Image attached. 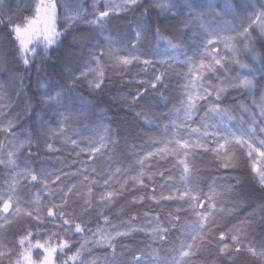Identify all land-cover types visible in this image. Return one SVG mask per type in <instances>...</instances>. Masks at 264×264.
<instances>
[{
	"label": "trees",
	"instance_id": "16d2710c",
	"mask_svg": "<svg viewBox=\"0 0 264 264\" xmlns=\"http://www.w3.org/2000/svg\"><path fill=\"white\" fill-rule=\"evenodd\" d=\"M35 2L36 0H0V19L5 20L4 24H0V96L4 97L5 105L11 104L10 107H5V114L0 116V126H6L9 120L16 121V127L12 130L16 134L13 144L32 138L31 158L27 156V148L18 154L17 163L21 168L24 167L22 162L27 161L37 173L43 168L59 174L61 180L50 185L52 189H57L54 194H50L38 183L22 182L16 185L22 208L34 207L33 202L37 196L42 209L51 207L53 203L59 205L62 194L72 188L63 207L66 213L76 217L77 222H86L89 229L83 235H71L72 251H75L83 239H87L91 251L84 253V256L88 261L94 260L95 264H112L114 259L117 264H128L134 255L141 252L148 254L146 260H151L155 258L153 250L161 260H167L171 264L175 250L182 243H192L187 226L193 225L196 217L193 209L184 201L157 203L150 199L153 194L158 195L161 191L164 195L179 194L188 187L195 188L199 196L206 199L212 190L222 193L229 184L234 185L236 194L216 197L217 208L233 211L231 214L227 211L224 214L216 213L219 226L213 230L214 233L221 230L227 232L234 225H240L249 210L264 203V189L255 183L248 165L227 170L221 168L213 156L201 154L195 157V174L188 181H182L181 170L174 167L173 162L150 157L144 160L143 166L140 164L149 152H155L154 146L160 140L157 132L144 124V119L163 120L179 104L183 69L171 63L159 64L149 56H129L124 50L134 27L142 25L148 36L159 32L174 38L178 34L179 25L161 17L150 4L140 3L134 9H121L110 13L107 23L101 29L87 23L94 18L91 0H56L57 28L62 33L60 43L46 57H38L30 66L31 71H25L19 61L16 45L12 42L13 37L9 35L7 17L10 15L14 22L21 23L32 17V6ZM65 4L70 9V16L76 8L83 10L78 22H74L67 31L63 8ZM97 9L103 11L104 6ZM145 9L147 15H142ZM74 36L77 38L75 41ZM37 51L40 52V49ZM92 52L100 55L104 71V84L101 89L96 90L88 84L93 79L92 73L87 78L81 76V72L96 66L91 62ZM113 56L138 57L139 61L147 59L152 63L146 66L134 60L121 71V66L113 62ZM70 73L78 79H72ZM160 73H165V79L152 88L151 83ZM20 76L24 78V91L17 96L20 85L16 78ZM38 77L41 80L47 78L45 82L49 85L51 96L55 97L57 92L62 94L59 103L41 99L37 88ZM69 89L72 91L69 92ZM28 100H31L32 108L30 114L25 116L23 110ZM61 128L65 130L64 133H60ZM7 137L11 139V134H7ZM73 140L75 144L71 143ZM0 141L6 145L5 152L11 150L6 134L0 133ZM101 143L104 144L101 151L91 156L90 147H99ZM48 144L52 145V149L47 147ZM4 159L6 165V156ZM5 165H0V193L7 191L13 183V169ZM116 169H120V172ZM159 172H163L164 176L158 175ZM141 173L144 183L134 184L132 177ZM109 177V184L105 186L104 180ZM237 179L239 184L236 183ZM121 185L124 186L123 194L112 204L100 208L99 194L106 188L121 190ZM89 188L91 192L88 191ZM141 196L144 197L142 201L138 200ZM86 201H91V206L86 205ZM205 208L199 211L203 212ZM262 215L264 217V213ZM103 216L109 217L110 224H105ZM172 216L180 217L175 226L169 223ZM153 217H159L160 224L169 229L166 241L153 238ZM129 222L136 231L129 236L117 238L115 257L107 245L92 244V232L97 229L126 231ZM60 223L59 220L47 218L40 226L47 230L42 231L41 236L46 237L50 231L61 232L62 229L58 227ZM34 224V221L29 222L26 217H19L0 230L3 243L13 249L10 257L3 258L4 264H8L9 259L16 256L13 245L26 227H32L35 234ZM248 233L244 242L255 238L256 241L263 239L264 222L249 228ZM38 251L40 250L33 251L34 259L37 258ZM72 251L65 249L68 255ZM61 258V253L57 252L56 264H60ZM193 264L260 262L254 261L243 251L231 261L221 257L214 240L207 246V251L197 253Z\"/></svg>",
	"mask_w": 264,
	"mask_h": 264
},
{
	"label": "snow or ice",
	"instance_id": "6c2138e0",
	"mask_svg": "<svg viewBox=\"0 0 264 264\" xmlns=\"http://www.w3.org/2000/svg\"><path fill=\"white\" fill-rule=\"evenodd\" d=\"M151 2L157 4L161 11L174 12V14H179L180 9H193L195 7L194 3L183 2V0H164L162 3L159 0H151ZM139 4L140 0H122L120 4H113L109 0H105V10L100 11L94 5V18L88 20L87 23L102 29L107 23L110 13L121 9H134ZM32 7V17L24 19L21 23L14 22L10 15L7 17L9 35L13 37L12 42L16 45L19 61L24 66L25 71H31L30 66L38 57H46L49 51L60 43V37L62 36L56 26V0H36ZM205 7L215 10L213 4H207ZM63 8L67 20L65 31H67L74 22H78L83 10L76 8L73 10L74 14L70 16L68 6L65 4ZM240 9L244 16L243 19L239 18L240 14L233 5L226 4L224 11L231 14L236 22L223 21V27L219 29H216L214 25L207 27L204 24L200 25L205 33L212 37L207 40V46L211 47L207 49L208 55L202 58L198 64L194 63L191 58H186L187 63L191 64L192 67L187 74V82L183 86L184 98L180 101V108L177 110L178 112L182 111L183 119L174 124L176 131L172 133L169 139L162 141L163 147L157 148L155 152H149L140 161L141 166H143L144 160L150 157H158L160 160L173 157V166L181 170V180L188 181L196 172L195 157L199 155L200 150L214 153L216 159L220 161L219 166L223 169L238 167L237 152H240L247 158L254 179L264 189V55L257 54L256 50L257 40L264 44V0H242ZM142 15H147V9ZM216 16L219 19L220 13L217 12ZM4 23L5 20L0 19V24ZM223 31H231L235 35L224 37L221 35ZM76 39L74 36L73 40ZM218 41L223 44L225 49L229 50L228 56L220 55L219 49L215 47ZM236 43L243 44V50L251 57V66L240 61L239 52L241 49L236 47ZM37 49H40V52ZM166 49L176 60H179V56L184 54L181 44L174 43L171 40L167 41ZM91 56V62H94L96 66L95 68L89 67L87 71L81 72V76L87 78L92 73L93 79L88 81L89 86L94 90L101 89L104 84V71L100 55L92 52ZM134 60L142 62L146 66L152 63L151 60L147 59L139 61L138 57L113 56V62L121 66V71H124ZM232 64H236L243 69V74L235 79L226 77L218 85H213L211 80L213 77L218 78V70L227 73L228 66ZM70 77L78 79L71 73ZM16 79L20 85V91L17 92V96H19L24 91V78L20 76ZM46 79V77L44 80L39 77L37 79V88L41 99L43 101L55 100L59 103L62 94L57 92L55 97L51 96L49 85L45 82ZM164 79L165 73H160L150 86L155 88L156 84ZM228 88L246 93L247 97L250 98V103L237 99L234 107L238 111L235 112L232 108L223 106L221 101ZM0 90H2V85H0ZM71 91L69 89V92ZM208 97H214V100L209 101L208 106H206L204 115L200 118V124L193 127L192 124L198 112L199 102L207 100ZM3 100L4 97L0 96V116L5 114V107L11 106V104L5 105ZM31 108L32 102L28 100L25 103L23 114L25 116L30 114ZM37 116L39 117V114ZM66 119L67 117H65ZM15 127L16 121L14 120H9L6 126H0V133L6 134L7 144L11 146V150L5 152L6 145L3 141H0V165H5L4 157L6 156L7 163L5 166H11L13 169V183L9 185L7 191L0 193V230L5 229L17 218L26 217L29 222H35L33 227L36 231L34 234L32 227H26L23 234L19 235L18 240L13 245L17 254L14 258L9 259L8 264H56L57 252L62 255L60 264H95L94 260L88 261L84 256V253L91 251L87 239H83V242L79 244L75 251H72L73 241L71 235L76 233L83 235L89 231L86 222H77L76 217L66 213L63 207L67 203V197L72 192V188H68L62 194L59 205L53 203L51 207L42 209L39 206L40 198L37 196L33 202L34 207H31V209L21 207L16 185L22 182L38 183L43 185L50 194H54L57 189H52L50 185L60 181L61 176L43 168L37 173L27 161L22 162L24 167L21 168L20 164L17 163L18 154L22 149L27 148V156L29 159L31 158L32 138L13 144L12 141L16 139V134L12 130ZM182 129H187V137L181 134ZM64 131L63 128L60 129V133H64ZM7 134H11V139H8ZM53 135H56V133H53ZM193 137L196 138L193 139ZM71 143L75 144L76 142L73 140ZM212 143H214V146L210 147ZM47 147L52 149L51 144H48ZM103 147V143L99 147L91 146L89 149L90 155L94 156ZM116 171L120 172V169H116ZM157 174L164 176L163 172ZM142 176L143 173L132 177L133 183L142 185L144 183ZM110 179L111 177L104 180L105 186L109 184ZM92 183H95V181ZM236 183L239 184L240 181L237 179ZM57 188H59V185ZM123 190V185H121V190H107L106 188L105 191L99 194V201L101 202L99 207L103 208L112 204L117 197L123 194ZM88 191L91 192V188ZM153 192L155 193V190ZM231 194L236 193L234 185L229 184L222 193L212 190L206 199L200 197L195 188L188 187H185L179 194L164 195L161 191L158 195L153 194L150 197L151 200L157 203L172 200L184 201L189 208L193 209V214L196 217L194 224L187 226L192 243H182L180 248L175 250L171 264H193V258L196 257L197 253L207 251V246L211 245L214 240L216 241L218 254L221 257L231 261L243 251L254 261L264 264V240L259 244L244 243V238L249 235L248 229L255 227L256 222L254 219L249 220L246 218L240 225H234L227 232L223 230L218 233L213 232L219 226L216 213L224 214L227 211L228 214H231L233 211L232 209L217 208L216 197ZM143 199L142 196L138 197L140 201ZM85 203L91 206V201ZM205 203H207V208H205ZM201 208H205V210L203 212L199 211ZM256 211L264 213V204L259 205ZM254 215L255 213H253ZM47 218L61 221L58 227L62 231L59 233L50 231L46 237H42L41 232L47 230L42 229L40 226L45 223ZM134 219L135 217L132 218V220ZM152 219L155 221L152 227L153 238L161 242L166 241L169 229L160 224L159 217H153ZM103 220L105 224H110L109 217L103 216ZM179 220V216H172L169 223L175 226L176 221ZM261 222H264V217H262ZM126 228V231L97 229L92 232V244L107 245L111 249V254L115 257L117 238L129 236L136 231L131 222L126 225ZM97 237L99 238L97 239ZM65 249L72 251V254L68 255ZM34 250H40L37 252L36 259L33 258ZM12 251L13 249L8 248L3 243V239L0 238V264H4L3 258L5 256L10 257ZM147 255L144 252L134 255L128 264H168L167 260L160 259L155 250H153L154 259L146 260ZM112 264H117V261L114 259Z\"/></svg>",
	"mask_w": 264,
	"mask_h": 264
},
{
	"label": "rangeland",
	"instance_id": "374dc122",
	"mask_svg": "<svg viewBox=\"0 0 264 264\" xmlns=\"http://www.w3.org/2000/svg\"><path fill=\"white\" fill-rule=\"evenodd\" d=\"M110 3L113 4H120L122 0H109ZM160 3L164 2V0H159ZM183 2H192L194 3L195 7L193 9H180L179 14H174V12L168 11H161V8L157 4H153L151 0H140L141 4H150V7L154 8L158 11L161 17H165L166 19L170 20V22H175L179 25L178 34L174 38H170L162 33L157 32L155 35L148 36L146 34L145 27L137 26L134 27L132 30V34L130 39H128L127 47H126V54L129 56H149L152 57L154 60H157L159 64L164 63H171L174 66L180 67L183 69V85L180 88V95L181 99L184 98V84L187 82V74L192 67L191 64L187 63L186 58H191L194 63L198 64L200 60L208 55L207 49L211 46H207V40L211 39L210 35H207L200 27L201 24H204L206 27L209 25H214L216 29L223 27V21L228 22H236L234 17L229 14L228 12L224 11V7L226 4H231L236 8V11L240 14L239 18L243 19V13L240 9V4L242 0H183ZM91 4L96 8L104 6L105 10V0H91ZM207 4L215 5V10L209 9L205 7ZM117 12V11H116ZM220 13L219 19L216 16V13ZM202 14V15H201ZM58 16V12H57ZM57 26V21H56ZM58 29V28H57ZM139 33V35H138ZM221 35L224 37L234 36L235 33L231 31H223ZM255 35V33H253ZM171 40L174 43L181 44L183 47V55L179 56V60H176L172 57V54L166 49L167 41ZM215 47L219 49L220 55L228 56L229 50L225 49L221 42H217ZM236 47L241 49L239 52V59L242 63L251 66L252 60L251 57L243 50L244 46L241 43H236ZM256 50L257 54L264 55V44H262L259 40L256 43ZM207 62V61H205ZM243 69H241L238 65L232 64L228 66L227 73H222L218 70L217 76L213 77L211 83L213 85H218L221 81H224L226 77H231L235 79L237 76L243 74ZM237 99L243 100L245 102L250 103V98L247 97L246 93L240 92L236 89L228 88L227 92L224 94L223 100L221 101L223 106H228L233 109V111H238L237 108L234 107L235 101ZM214 100V97H208L207 100H201L198 105V112L194 117V122L192 124L193 127H196L200 124V118L203 117L204 111L206 110V106H208L209 101ZM180 108L179 104L173 109V111L163 120L155 119V118H145L144 124L148 126L149 129L156 131L157 134L160 136V140L154 146V151L157 148L163 147L162 141L169 139L173 132L176 131L174 128V124L178 123L180 120L183 119V113L178 112L177 110ZM181 134L187 137L188 132L187 129H182ZM196 137H193L195 139ZM214 146V143L210 144V147ZM207 154L213 156L215 161L220 164V161L216 159L215 154L211 151L204 152L200 150L199 155ZM197 155V156H199ZM238 157V167L236 168H244L245 165H248L247 158L237 152ZM160 160V159H159ZM164 162H173V157H168L164 160ZM250 168V167H249ZM235 169V168H230ZM229 170V169H227ZM251 172V170H250ZM253 180L255 183L261 188L258 181L254 179V174L251 172ZM264 204V203H263ZM259 206V205H258ZM257 207H253L251 210L248 211L245 219L255 220V227L258 226L261 222V217H263V213L256 211ZM253 213L255 215L253 216ZM260 240V239H259ZM263 239L260 241H256V238L253 240H248L244 242L245 244L251 242L259 244Z\"/></svg>",
	"mask_w": 264,
	"mask_h": 264
}]
</instances>
